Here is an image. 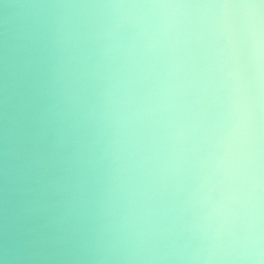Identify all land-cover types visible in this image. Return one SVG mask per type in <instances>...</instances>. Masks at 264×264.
Wrapping results in <instances>:
<instances>
[{"label":"clouds","instance_id":"1","mask_svg":"<svg viewBox=\"0 0 264 264\" xmlns=\"http://www.w3.org/2000/svg\"><path fill=\"white\" fill-rule=\"evenodd\" d=\"M0 264H264V0H0Z\"/></svg>","mask_w":264,"mask_h":264}]
</instances>
